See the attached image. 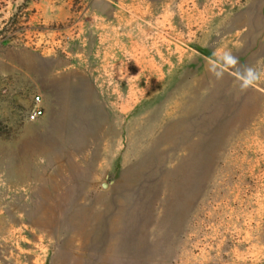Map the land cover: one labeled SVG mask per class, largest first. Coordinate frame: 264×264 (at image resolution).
<instances>
[{
  "label": "rangeland",
  "instance_id": "rangeland-1",
  "mask_svg": "<svg viewBox=\"0 0 264 264\" xmlns=\"http://www.w3.org/2000/svg\"><path fill=\"white\" fill-rule=\"evenodd\" d=\"M0 264H264V0H0Z\"/></svg>",
  "mask_w": 264,
  "mask_h": 264
},
{
  "label": "built area",
  "instance_id": "built-area-1",
  "mask_svg": "<svg viewBox=\"0 0 264 264\" xmlns=\"http://www.w3.org/2000/svg\"><path fill=\"white\" fill-rule=\"evenodd\" d=\"M35 100L37 102L40 101V97L36 96ZM42 114H43V109H41L40 107H36L32 111H30L28 117H29V120L33 121V120H36L38 117H40Z\"/></svg>",
  "mask_w": 264,
  "mask_h": 264
},
{
  "label": "water",
  "instance_id": "water-1",
  "mask_svg": "<svg viewBox=\"0 0 264 264\" xmlns=\"http://www.w3.org/2000/svg\"><path fill=\"white\" fill-rule=\"evenodd\" d=\"M102 186H103V187H106V185H105V184H103Z\"/></svg>",
  "mask_w": 264,
  "mask_h": 264
}]
</instances>
